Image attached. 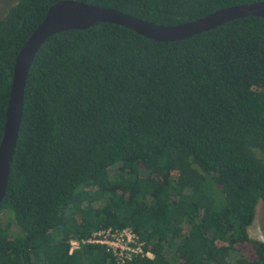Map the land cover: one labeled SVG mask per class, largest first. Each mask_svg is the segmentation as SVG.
Wrapping results in <instances>:
<instances>
[{"label": "trees", "instance_id": "obj_1", "mask_svg": "<svg viewBox=\"0 0 264 264\" xmlns=\"http://www.w3.org/2000/svg\"><path fill=\"white\" fill-rule=\"evenodd\" d=\"M59 0L0 18V140L15 56ZM161 24L264 0H80ZM264 17L159 42L98 22L48 37L27 72L0 203V264H264ZM129 227L152 258L82 242ZM79 246L70 250V241Z\"/></svg>", "mask_w": 264, "mask_h": 264}, {"label": "water", "instance_id": "obj_2", "mask_svg": "<svg viewBox=\"0 0 264 264\" xmlns=\"http://www.w3.org/2000/svg\"><path fill=\"white\" fill-rule=\"evenodd\" d=\"M246 16L264 17V1L220 8L203 17L175 25L156 24L116 8L80 0H59L51 5L42 21L31 32L15 56L3 134L0 140V203L6 191L21 124L27 72L36 52L48 37L61 31L85 29L98 22H108L132 29L154 41L166 42L181 40Z\"/></svg>", "mask_w": 264, "mask_h": 264}, {"label": "built area", "instance_id": "obj_3", "mask_svg": "<svg viewBox=\"0 0 264 264\" xmlns=\"http://www.w3.org/2000/svg\"><path fill=\"white\" fill-rule=\"evenodd\" d=\"M82 242L96 243L103 245L107 251L111 252L118 263H123L134 256H145L152 258V253L144 250L143 242L139 241L138 236L129 228H102L92 233V235ZM79 246V241H70V250Z\"/></svg>", "mask_w": 264, "mask_h": 264}, {"label": "rangeland", "instance_id": "obj_4", "mask_svg": "<svg viewBox=\"0 0 264 264\" xmlns=\"http://www.w3.org/2000/svg\"><path fill=\"white\" fill-rule=\"evenodd\" d=\"M17 0H0V18L3 17L9 8L16 3ZM0 221L6 225L11 234L19 231V227L11 220L7 214H0ZM248 233L251 237L259 239L264 242V202L259 200L256 204L255 217L252 224L248 227Z\"/></svg>", "mask_w": 264, "mask_h": 264}]
</instances>
